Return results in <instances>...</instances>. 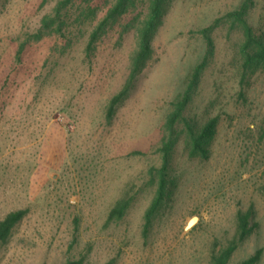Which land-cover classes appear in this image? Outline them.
<instances>
[{"label":"rangeland","instance_id":"obj_1","mask_svg":"<svg viewBox=\"0 0 264 264\" xmlns=\"http://www.w3.org/2000/svg\"><path fill=\"white\" fill-rule=\"evenodd\" d=\"M59 1L0 0V220L27 210L0 244V264H211L234 241L227 264L258 250L253 264H264V74L242 83L243 27L228 15L244 0H166L152 55L110 120L109 100L136 46L133 19L150 0L110 20L90 51V34L115 0H68L37 40ZM245 19L264 33V0H252ZM202 63L174 125L166 197L144 236L167 117ZM214 117L208 158L191 154L187 124ZM119 199L128 208L108 221ZM239 211L252 226L241 242Z\"/></svg>","mask_w":264,"mask_h":264},{"label":"trees","instance_id":"obj_2","mask_svg":"<svg viewBox=\"0 0 264 264\" xmlns=\"http://www.w3.org/2000/svg\"><path fill=\"white\" fill-rule=\"evenodd\" d=\"M166 0H150L148 10L143 17L137 16L133 19V27L136 31V46L129 59V74L123 84L122 88L109 100L107 107V119H111L115 113L116 107L129 95L135 80L138 75L144 69L147 61L150 59L153 46V37L161 24L162 12L164 3ZM68 0H60L54 7L52 13L47 14L42 19V27L34 33V37L38 40L43 36V28H51L52 24L56 21L59 23L62 16V11L66 8ZM252 4V0H244L242 5L238 9L229 12L228 15L233 18L234 21L239 22L243 27L244 40L240 47L241 55V81L246 82L254 76L256 73L264 74V33L256 32L252 25H250L245 16L248 9ZM136 7L134 0H115V3L109 8L106 15L100 20L97 27L90 34L86 50L90 51L94 47V43L97 40L99 33L108 25L110 20L116 17L128 13L130 8ZM60 30V27H58ZM209 29H204L203 33L207 37L208 45L211 46V41L208 38ZM25 43H21L18 47L16 57L20 59ZM203 63L198 65L192 74L186 90L178 97L174 102V109L167 117L165 128L168 132L167 139L162 142V157L163 165L161 177L158 183L156 194L145 211L143 234L147 235L151 224L153 215L157 207L166 197V186H165V173L171 155L172 148L176 141L174 137V125L182 118L183 111L186 108L187 103L190 100L191 91L193 90L199 74L203 68ZM218 119L216 117L209 119L200 128L193 127L187 124V136L191 142V154L199 155L203 158H208L210 153V145L215 138L217 133ZM129 205V199H119L116 201L112 209L109 211L107 220H119L125 214ZM26 209H18L7 213L0 220V244L5 243L10 238L14 228L23 220L26 216ZM238 221V234L239 242L245 240L252 231V226L249 225L248 214L242 213L241 211L237 214ZM238 242L234 241L222 248L218 253L212 255L211 264H227L231 258L233 252L238 246ZM261 251L258 250L254 256L249 258L244 264H253L260 257ZM65 264H82V259L69 260ZM110 264V263H108Z\"/></svg>","mask_w":264,"mask_h":264},{"label":"bare ground","instance_id":"obj_3","mask_svg":"<svg viewBox=\"0 0 264 264\" xmlns=\"http://www.w3.org/2000/svg\"><path fill=\"white\" fill-rule=\"evenodd\" d=\"M194 220H192L191 222H190V224L193 222Z\"/></svg>","mask_w":264,"mask_h":264}]
</instances>
